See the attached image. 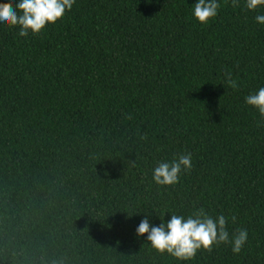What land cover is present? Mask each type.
Here are the masks:
<instances>
[{"label":"trees","instance_id":"16d2710c","mask_svg":"<svg viewBox=\"0 0 264 264\" xmlns=\"http://www.w3.org/2000/svg\"><path fill=\"white\" fill-rule=\"evenodd\" d=\"M195 2L75 0L40 34L0 28V264H264V118L244 102L264 87V9L219 0L201 25ZM183 153L191 170L155 185ZM201 208L247 229L239 254L178 262L136 235Z\"/></svg>","mask_w":264,"mask_h":264},{"label":"clouds","instance_id":"9594fccd","mask_svg":"<svg viewBox=\"0 0 264 264\" xmlns=\"http://www.w3.org/2000/svg\"><path fill=\"white\" fill-rule=\"evenodd\" d=\"M75 0H0V28H18V36L28 37L40 34L47 25L56 23L66 11H70ZM234 7L240 6V0H232ZM219 0H196L192 15L197 23L206 25L218 15ZM243 7L249 12L264 9V0H243ZM255 22L264 25V14H257ZM225 82L233 89L239 87L238 81L230 72L224 74ZM246 106L255 109L264 118V87H259L244 99ZM192 168V155L183 153L170 161L160 162L152 168V182L160 187L175 186L181 175ZM158 226L150 223L148 216L141 219L136 235L150 242L152 249L168 254L178 262L192 260L198 251H211L219 244H230L233 254H239L248 240L247 229L240 228L230 236L226 230L224 215L215 220L203 208L188 214L178 215L170 212L167 221L162 219ZM231 219L235 221L236 217Z\"/></svg>","mask_w":264,"mask_h":264}]
</instances>
